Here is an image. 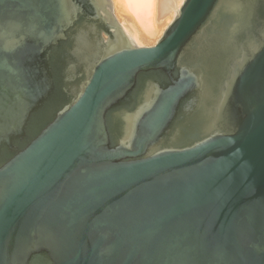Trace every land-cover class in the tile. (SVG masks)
<instances>
[{"label":"water","instance_id":"95a60500","mask_svg":"<svg viewBox=\"0 0 264 264\" xmlns=\"http://www.w3.org/2000/svg\"><path fill=\"white\" fill-rule=\"evenodd\" d=\"M0 264H264V0H0Z\"/></svg>","mask_w":264,"mask_h":264},{"label":"bare ground","instance_id":"6f19581e","mask_svg":"<svg viewBox=\"0 0 264 264\" xmlns=\"http://www.w3.org/2000/svg\"><path fill=\"white\" fill-rule=\"evenodd\" d=\"M111 1L118 24L135 45L140 47L143 40L153 42L161 38L184 0Z\"/></svg>","mask_w":264,"mask_h":264},{"label":"rangeland","instance_id":"374dc122","mask_svg":"<svg viewBox=\"0 0 264 264\" xmlns=\"http://www.w3.org/2000/svg\"><path fill=\"white\" fill-rule=\"evenodd\" d=\"M112 2V1H111ZM112 6H113V4H112ZM113 15H114V17H115V14H114V9H113ZM115 19H116V17H115ZM116 21H117V19H116ZM118 22V21H117ZM119 23V22H118ZM148 40V39H147ZM157 40V39H156ZM156 40H153V42H152V40H148V41H142V44H141V46L140 47H152V46H154L155 44H156Z\"/></svg>","mask_w":264,"mask_h":264}]
</instances>
